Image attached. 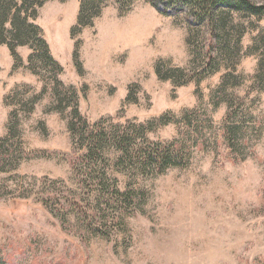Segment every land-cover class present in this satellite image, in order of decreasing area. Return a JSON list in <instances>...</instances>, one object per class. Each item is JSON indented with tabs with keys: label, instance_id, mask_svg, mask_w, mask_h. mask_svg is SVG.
<instances>
[{
	"label": "rangeland",
	"instance_id": "obj_1",
	"mask_svg": "<svg viewBox=\"0 0 264 264\" xmlns=\"http://www.w3.org/2000/svg\"><path fill=\"white\" fill-rule=\"evenodd\" d=\"M225 19L222 42L151 0H46L32 22L60 86L33 50L14 60L0 45V264H264V17ZM75 110L89 132L168 115L149 141L197 144L161 175L120 172L105 154L128 199L103 220L95 211L96 227L55 210L107 197L75 166L87 151Z\"/></svg>",
	"mask_w": 264,
	"mask_h": 264
},
{
	"label": "trees",
	"instance_id": "obj_2",
	"mask_svg": "<svg viewBox=\"0 0 264 264\" xmlns=\"http://www.w3.org/2000/svg\"><path fill=\"white\" fill-rule=\"evenodd\" d=\"M45 1L0 0V45H5L9 49L14 60H18L17 47H28L33 50L34 53L28 58L29 63L39 61L48 77L56 86H60L58 75L62 69L50 55L39 27L32 22L36 8L42 6ZM84 3L80 9L79 24H81ZM151 4L160 14L180 18L189 28L209 26L213 35L219 36L222 42L226 41L221 33L223 23L230 13L264 17V5H258L252 0H151ZM183 116L185 119L186 113ZM73 117L81 125L79 140L87 145L85 155L75 159V166L79 169L88 168V185L99 188L100 194L105 193L107 197L106 199L103 197L105 200L102 205L99 200L94 201L95 207L89 203L88 198L80 200L81 198L78 197L79 201L74 199L66 202L65 205L56 199L55 210L60 212L65 206L76 217L84 218L96 227L101 225V220L107 217L109 210H114L112 205L116 207L114 211H122V205L128 199L127 193H121L116 188V180L107 177L105 154L110 150L117 154L115 166L120 172L130 169L144 175H161L170 168L182 166L184 153L188 152L184 142L197 144L191 136H187L184 142L173 140L161 144L149 141L146 135L153 130V123L157 122L159 126L169 124L168 115L146 124L127 123L125 126H112L110 129L104 127L105 121H101L93 126L95 130L92 132L88 131L89 124L79 117L76 110L73 111ZM183 123L197 136L199 131L192 126L190 120L186 119ZM74 126L75 124L71 123V130H74ZM95 211L102 216L100 222L96 221Z\"/></svg>",
	"mask_w": 264,
	"mask_h": 264
}]
</instances>
